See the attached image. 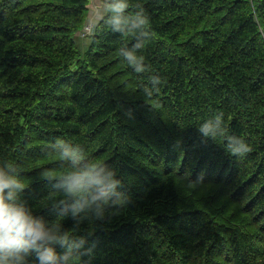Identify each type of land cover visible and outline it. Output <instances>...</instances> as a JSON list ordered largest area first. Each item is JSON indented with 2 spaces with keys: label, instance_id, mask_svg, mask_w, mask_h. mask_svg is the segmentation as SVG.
I'll return each mask as SVG.
<instances>
[{
  "label": "trees",
  "instance_id": "obj_1",
  "mask_svg": "<svg viewBox=\"0 0 264 264\" xmlns=\"http://www.w3.org/2000/svg\"><path fill=\"white\" fill-rule=\"evenodd\" d=\"M132 2L152 21L147 73L118 56L133 41L101 19L80 49L90 0H0V163L23 168L50 219L41 172L59 170L55 139L117 169L123 206L99 224L66 222L90 264H264V0ZM151 75L161 84L149 97ZM216 112L250 152L201 142L197 126Z\"/></svg>",
  "mask_w": 264,
  "mask_h": 264
},
{
  "label": "clouds",
  "instance_id": "obj_2",
  "mask_svg": "<svg viewBox=\"0 0 264 264\" xmlns=\"http://www.w3.org/2000/svg\"><path fill=\"white\" fill-rule=\"evenodd\" d=\"M100 19L112 32L133 41L131 46L125 42L118 56L135 73H147L149 67L141 53L154 34L151 17L143 5L132 0H105ZM100 19L88 21L94 31ZM160 84L161 77L151 75L142 89L144 95L150 97ZM197 132L203 143L222 141L220 146L230 156L242 157L251 151L245 139L227 132L223 112L201 122ZM172 147L183 150V141L177 139ZM48 151L59 165L56 172H41L42 178L51 183V196L45 202L53 214L51 219L38 214L35 203L29 202L23 168L16 163H0V264H90L84 257H91L92 247L86 246V239L70 232L66 222L74 228L102 223L110 209L122 207L127 200L117 169L94 159L82 144L57 138ZM202 178L187 179L191 185Z\"/></svg>",
  "mask_w": 264,
  "mask_h": 264
},
{
  "label": "rangeland",
  "instance_id": "obj_3",
  "mask_svg": "<svg viewBox=\"0 0 264 264\" xmlns=\"http://www.w3.org/2000/svg\"><path fill=\"white\" fill-rule=\"evenodd\" d=\"M104 4H105V0H90L89 13L87 15L84 26H86L89 23L88 21L90 20H92L93 22H97L98 17L99 19L101 18V15L104 11ZM83 28L77 33V40H76L81 50H84L85 45H87L90 42V38H91L89 35L82 36Z\"/></svg>",
  "mask_w": 264,
  "mask_h": 264
},
{
  "label": "built area",
  "instance_id": "obj_4",
  "mask_svg": "<svg viewBox=\"0 0 264 264\" xmlns=\"http://www.w3.org/2000/svg\"><path fill=\"white\" fill-rule=\"evenodd\" d=\"M94 26L92 24H88L84 27L82 36H87L93 34Z\"/></svg>",
  "mask_w": 264,
  "mask_h": 264
},
{
  "label": "crops",
  "instance_id": "obj_5",
  "mask_svg": "<svg viewBox=\"0 0 264 264\" xmlns=\"http://www.w3.org/2000/svg\"><path fill=\"white\" fill-rule=\"evenodd\" d=\"M98 19H99V17H98Z\"/></svg>",
  "mask_w": 264,
  "mask_h": 264
}]
</instances>
